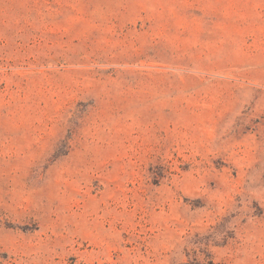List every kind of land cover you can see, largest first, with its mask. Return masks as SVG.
I'll list each match as a JSON object with an SVG mask.
<instances>
[{"label": "rangeland", "instance_id": "obj_1", "mask_svg": "<svg viewBox=\"0 0 264 264\" xmlns=\"http://www.w3.org/2000/svg\"><path fill=\"white\" fill-rule=\"evenodd\" d=\"M0 264H264V0H0Z\"/></svg>", "mask_w": 264, "mask_h": 264}]
</instances>
